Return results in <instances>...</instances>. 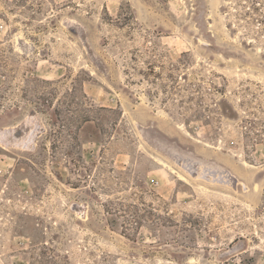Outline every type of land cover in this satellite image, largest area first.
<instances>
[{
  "label": "rangeland",
  "instance_id": "rangeland-1",
  "mask_svg": "<svg viewBox=\"0 0 264 264\" xmlns=\"http://www.w3.org/2000/svg\"><path fill=\"white\" fill-rule=\"evenodd\" d=\"M0 264H264V0H0Z\"/></svg>",
  "mask_w": 264,
  "mask_h": 264
}]
</instances>
